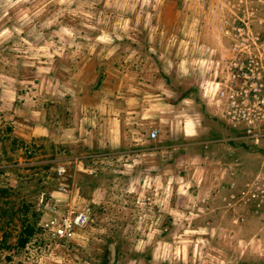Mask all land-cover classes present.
<instances>
[{
	"label": "rangeland",
	"instance_id": "374dc122",
	"mask_svg": "<svg viewBox=\"0 0 264 264\" xmlns=\"http://www.w3.org/2000/svg\"><path fill=\"white\" fill-rule=\"evenodd\" d=\"M0 264H264V0H0Z\"/></svg>",
	"mask_w": 264,
	"mask_h": 264
},
{
	"label": "built area",
	"instance_id": "2783aa9c",
	"mask_svg": "<svg viewBox=\"0 0 264 264\" xmlns=\"http://www.w3.org/2000/svg\"><path fill=\"white\" fill-rule=\"evenodd\" d=\"M154 135V133H153ZM89 211H90V208L88 209H85L83 211H80L77 216L72 220V219H69L67 221V226L66 228L64 229V232L62 231V234H67V235H70L71 234V229L76 226V225H83L85 224L87 221H88V218H89ZM69 233H66L68 232Z\"/></svg>",
	"mask_w": 264,
	"mask_h": 264
},
{
	"label": "water",
	"instance_id": "95a60500",
	"mask_svg": "<svg viewBox=\"0 0 264 264\" xmlns=\"http://www.w3.org/2000/svg\"><path fill=\"white\" fill-rule=\"evenodd\" d=\"M115 256H116V249L115 246H112V261L115 260Z\"/></svg>",
	"mask_w": 264,
	"mask_h": 264
},
{
	"label": "bare ground",
	"instance_id": "6f19581e",
	"mask_svg": "<svg viewBox=\"0 0 264 264\" xmlns=\"http://www.w3.org/2000/svg\"><path fill=\"white\" fill-rule=\"evenodd\" d=\"M184 204V203H183Z\"/></svg>",
	"mask_w": 264,
	"mask_h": 264
}]
</instances>
